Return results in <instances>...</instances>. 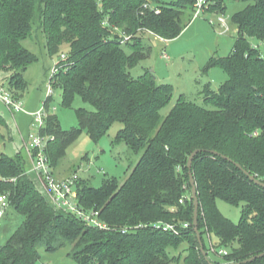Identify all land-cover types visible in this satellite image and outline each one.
Returning a JSON list of instances; mask_svg holds the SVG:
<instances>
[{
	"label": "trees",
	"instance_id": "obj_1",
	"mask_svg": "<svg viewBox=\"0 0 264 264\" xmlns=\"http://www.w3.org/2000/svg\"><path fill=\"white\" fill-rule=\"evenodd\" d=\"M162 1L0 0V72L9 74L5 88L15 97L25 90L23 73L37 58L23 42L35 27L50 56L68 45L51 79L60 89L61 105L69 108L79 98L92 107L75 110L78 126L71 130L61 129L55 116H45L39 135L48 137L51 172L82 131L97 141L114 123L122 126L116 140L138 156L121 183L105 178L94 188L75 180L79 207L97 211L105 225L101 229L55 208L28 175L20 152L0 153V195L23 216L0 245V264H38L41 247L48 253L69 247L75 264H168L180 257L169 251L182 244L184 264H220L207 258L206 232L229 249L223 264L264 253V189L245 175L264 183V58L250 42L264 44V0H239L246 5L231 16L237 36L233 50L210 59L227 81L216 92L205 85V106L181 95L165 115L161 110L172 99V86L158 82L149 70L136 78L130 71L148 57L157 42L152 37L170 41L181 34L195 15L196 0ZM206 3L223 13V0ZM195 150L200 152L191 173L205 255L192 225L187 161ZM217 200L241 206L237 223L221 214ZM247 264H264V256Z\"/></svg>",
	"mask_w": 264,
	"mask_h": 264
},
{
	"label": "rangeland",
	"instance_id": "obj_2",
	"mask_svg": "<svg viewBox=\"0 0 264 264\" xmlns=\"http://www.w3.org/2000/svg\"><path fill=\"white\" fill-rule=\"evenodd\" d=\"M165 1L171 0L162 2ZM223 2V13L214 7L213 3H206L204 10L197 13L181 34L173 40L166 41L161 37H152L153 41L157 40L156 45L152 46L148 57L130 71L134 78L142 75L146 70L153 71L158 82L172 86V99L161 110L162 115L169 112L181 95L189 102L205 106L203 104L205 85L209 84L210 88L216 92L227 81L226 73L221 68L212 66L210 59L227 57L232 52L237 36L235 27L231 23V16L242 10L246 4L239 0H223ZM151 7L156 6L152 4ZM250 42L264 58V44L254 39ZM23 45L36 56L37 60L23 73L26 87L24 91L18 92L19 97H15L7 90L11 99L22 104L23 111L12 112L0 101V115L6 124L0 127V132L5 139L0 143V153L14 157L20 152L26 159L28 175L46 199L52 203L46 184L32 171L30 165L28 152L31 153L33 148L29 147L28 136L38 135L40 130L32 114L43 110L45 115L57 118L61 129L71 130L78 126L75 110L85 108L91 111L92 107L79 98H76L69 108L62 106L60 89L53 86L51 98L47 100L46 93L51 71L57 62L68 54V45L63 44L58 54L50 56L45 47L43 34L35 27H33L32 36L25 40ZM8 80L9 74L0 72V85L3 82L6 87ZM121 127V124L114 123L97 141H93L86 131H82L67 146L64 156L53 165L54 178L63 181L76 177V185L85 184L94 188L100 187L105 178L115 177L120 183L123 182L135 165L138 156L125 143L116 140L117 131ZM73 192H75V186ZM216 204L225 218L233 223L239 221L241 206H232L222 200H217ZM0 209H2L1 206ZM22 221L21 214L10 206L6 207L0 219V245L7 241ZM203 241L207 258L212 262L225 263V258L219 252L228 253L229 249L226 246L219 247L215 237L208 232L205 233ZM184 248L185 244H182L178 249L170 250V255L180 257L168 264H184L183 258L186 255ZM69 251V247H64L54 253H48L44 247H41L39 249L41 259L38 264H75L68 257Z\"/></svg>",
	"mask_w": 264,
	"mask_h": 264
},
{
	"label": "built area",
	"instance_id": "obj_3",
	"mask_svg": "<svg viewBox=\"0 0 264 264\" xmlns=\"http://www.w3.org/2000/svg\"><path fill=\"white\" fill-rule=\"evenodd\" d=\"M206 5V0H196L195 2V15L200 11H203L204 6ZM194 15V16H195ZM220 22H223L219 19ZM157 37V36H156ZM159 38V37H158ZM63 58V57H62ZM58 67H54L51 71V77L49 79V85L47 86V97L52 94V77L58 72ZM7 89L3 86H0V101L7 106L10 111H23L22 104L16 100H13L9 97ZM45 114L43 110H39L32 114V117L36 124L41 128L44 123ZM44 117V118H43ZM41 135H32L28 136L29 147L33 148V151L28 155L30 157L32 171L39 175V178L46 184V188L49 191L51 196L52 204L55 208L61 209L64 212L71 213L76 215L87 225L95 226L98 228H105V225L98 220L99 213L97 211H85L81 209L77 202L76 192H73V187L75 185L76 177L69 178L67 180L58 181L56 180L51 172L49 165L48 157L45 153L46 139ZM0 219L2 218L6 207L8 206V200L5 195H0ZM168 228H172L168 226ZM220 255H226V251L219 252Z\"/></svg>",
	"mask_w": 264,
	"mask_h": 264
},
{
	"label": "water",
	"instance_id": "obj_4",
	"mask_svg": "<svg viewBox=\"0 0 264 264\" xmlns=\"http://www.w3.org/2000/svg\"><path fill=\"white\" fill-rule=\"evenodd\" d=\"M153 45L155 46L156 43L153 42ZM150 74L152 75V77L154 79H157L156 76L154 75L153 71H150ZM200 152V150H195L193 151L189 158H188V161H187V169H188V180H189V186H190V192H191V196H192V199H193V218H192V225H193V228H194V232L196 234V237H197V240L199 242V245H200V250L203 252V254L205 255V252L203 250V245H202V242H201V238H200V235H199V232H198V221H197V217H198V208H199V203H198V199H197V192H196V187H195V184H194V180H193V177H192V173H191V167H192V162H193V159L194 157ZM213 154H216V152H212ZM224 159H227L229 162H232L230 159L222 156ZM238 168H240V166L238 164H235ZM245 175L257 186H260L264 189V183L257 180L255 177L251 176L250 174L248 173H245ZM264 256V253L258 255V256H255V257H252L248 260H245L241 263H236V264H247V263H250L252 261H254L256 258H260V257H263Z\"/></svg>",
	"mask_w": 264,
	"mask_h": 264
},
{
	"label": "crops",
	"instance_id": "obj_5",
	"mask_svg": "<svg viewBox=\"0 0 264 264\" xmlns=\"http://www.w3.org/2000/svg\"><path fill=\"white\" fill-rule=\"evenodd\" d=\"M4 215V214H3ZM3 217V216H2Z\"/></svg>",
	"mask_w": 264,
	"mask_h": 264
}]
</instances>
